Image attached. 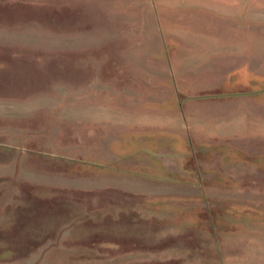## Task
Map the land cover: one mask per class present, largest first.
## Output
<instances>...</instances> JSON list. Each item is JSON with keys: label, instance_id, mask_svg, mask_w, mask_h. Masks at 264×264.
I'll list each match as a JSON object with an SVG mask.
<instances>
[{"label": "rangeland", "instance_id": "rangeland-1", "mask_svg": "<svg viewBox=\"0 0 264 264\" xmlns=\"http://www.w3.org/2000/svg\"><path fill=\"white\" fill-rule=\"evenodd\" d=\"M0 264H264V0H0Z\"/></svg>", "mask_w": 264, "mask_h": 264}]
</instances>
